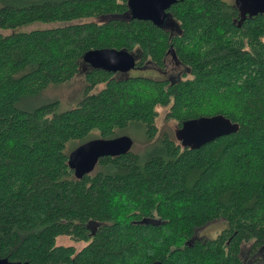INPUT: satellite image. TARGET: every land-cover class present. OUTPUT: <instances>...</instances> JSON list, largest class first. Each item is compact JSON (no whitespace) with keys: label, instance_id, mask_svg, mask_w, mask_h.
<instances>
[{"label":"trees","instance_id":"trees-1","mask_svg":"<svg viewBox=\"0 0 264 264\" xmlns=\"http://www.w3.org/2000/svg\"><path fill=\"white\" fill-rule=\"evenodd\" d=\"M128 1L0 0V30L10 31L0 32V256L241 264L240 245L249 242L264 264V15L225 0H177L168 23L156 26L132 18ZM34 23L46 26L22 29ZM170 46L184 78L116 77L83 61L90 49L115 48L131 52L138 67L162 68ZM81 74L74 106H18ZM159 105L177 126L220 114L237 128L197 149L165 131L155 139ZM125 130L151 142L74 176L71 143ZM215 220L224 225L215 237H196ZM59 236L88 243L76 249L57 244Z\"/></svg>","mask_w":264,"mask_h":264},{"label":"water","instance_id":"water-1","mask_svg":"<svg viewBox=\"0 0 264 264\" xmlns=\"http://www.w3.org/2000/svg\"><path fill=\"white\" fill-rule=\"evenodd\" d=\"M177 0H129L130 16L137 20L151 21L156 26L168 23L167 10ZM238 8L248 14L264 15V0H234ZM172 49V46L169 48ZM135 56L125 49L95 48L86 51L83 61L93 69L109 72H127L135 66ZM237 124L223 115L200 116L183 120L175 131L181 145L197 149L215 138L234 132ZM133 145V138L120 134L111 138H91L76 145L68 153V166L77 179L92 172L101 157L126 154ZM148 220L142 219L141 222ZM0 264H37L29 261L9 260L0 256ZM70 264V263H48ZM152 264H164L154 261Z\"/></svg>","mask_w":264,"mask_h":264},{"label":"rangeland","instance_id":"rangeland-1","mask_svg":"<svg viewBox=\"0 0 264 264\" xmlns=\"http://www.w3.org/2000/svg\"><path fill=\"white\" fill-rule=\"evenodd\" d=\"M225 1L230 4H234V0H225ZM44 26L46 25L34 23L22 29H31V28L44 27ZM0 32L9 33L10 31L0 30ZM262 39L264 41V37ZM176 62H177L176 60L171 59L170 55L166 56V66L162 67V69L166 70L165 74L154 70H147V68L141 70L139 68L133 67L129 69L128 72H123V73L116 72L115 76L125 77L129 75H144V76H149L151 78H160V79L164 78L169 80L186 77L188 75L186 68L184 67L183 64L176 67L175 65L178 63ZM83 86H84V78L82 74L77 75L66 83H62L59 85H49L48 87L42 89L40 92H38L33 96L22 98L18 102V106L23 110L31 111L40 105L48 104L52 101H58L59 103L58 111H62L63 109L74 106L82 98V93L84 91ZM102 87H103L102 84H98L92 89L91 92H96ZM168 108H169L168 105L167 106L159 105L156 108L157 116L155 117V125L157 127V135L155 136V139H157L158 135L164 131L168 132L172 136H175V131L178 127L177 121L172 118H166V112L168 111ZM122 134H127L133 138L134 144L132 146V149L135 151L144 149L151 142V140L147 141L143 135H136L130 130H125L124 132H122ZM93 137H96V133H93ZM155 139L153 138L152 141H154ZM73 143H71L70 146L74 148L77 142H75L74 144ZM223 226L224 225L222 220H215L213 222H210L207 225L196 230V237L198 238L215 237V235L220 231V229ZM56 243L66 246L72 245L76 249H80L88 242L81 240H74L69 236H59L56 239ZM248 247H249V242H246L241 246L242 261L244 262V264L245 263L258 264L256 261L251 263L247 262L250 259H252L253 261V259L257 257L253 253H251V256L248 255V252L246 250Z\"/></svg>","mask_w":264,"mask_h":264},{"label":"flooded vegetation","instance_id":"flooded-vegetation-1","mask_svg":"<svg viewBox=\"0 0 264 264\" xmlns=\"http://www.w3.org/2000/svg\"><path fill=\"white\" fill-rule=\"evenodd\" d=\"M168 55H170L171 56V59L172 60H176L177 62V64L175 65L176 67H178L179 65H181L182 63L179 61V59L177 58V56H176V53L173 51V50H170V53L168 54ZM167 55V56H168ZM135 58V66L134 67H136V68H139V69H146L147 68V70H154V71H158V72H161V73H163V74H165L166 73V70H164V69H162V68H160V67H156V65H154V64H152V63H149V64H147L146 65V62H145V64L143 65V66H141V67H138V65H137V62H138V60L136 59V57H134ZM166 66V64H164V66L163 67H165ZM128 72V71H127ZM122 73V72H121ZM243 244H241L240 246H242ZM247 252H248V255L249 256H251V252H250V248L248 247L247 249ZM241 251H242V249L240 248V251H239V258H240V261H241V264H244V262L242 261V259H241ZM259 259H260V257H256V258H254L253 259V261H252V259H250V260H248L247 262L248 263H251V262H254V261H256L258 264H260V262H259ZM255 262V263H256ZM246 264V263H245Z\"/></svg>","mask_w":264,"mask_h":264}]
</instances>
